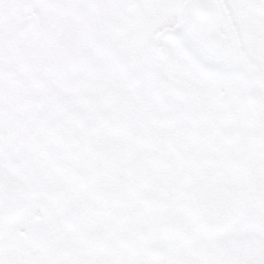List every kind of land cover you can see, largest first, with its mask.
<instances>
[{
	"label": "snow or ice",
	"instance_id": "1",
	"mask_svg": "<svg viewBox=\"0 0 264 264\" xmlns=\"http://www.w3.org/2000/svg\"><path fill=\"white\" fill-rule=\"evenodd\" d=\"M0 264H264V0H0Z\"/></svg>",
	"mask_w": 264,
	"mask_h": 264
}]
</instances>
